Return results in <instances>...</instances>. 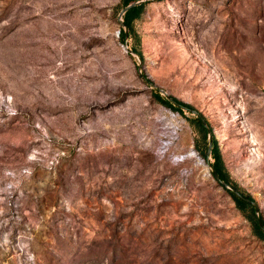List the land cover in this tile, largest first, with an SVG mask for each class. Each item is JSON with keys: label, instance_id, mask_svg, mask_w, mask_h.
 <instances>
[{"label": "rangeland", "instance_id": "1", "mask_svg": "<svg viewBox=\"0 0 264 264\" xmlns=\"http://www.w3.org/2000/svg\"><path fill=\"white\" fill-rule=\"evenodd\" d=\"M140 6L0 0V264H264L207 133L151 96L264 221V0Z\"/></svg>", "mask_w": 264, "mask_h": 264}, {"label": "trees", "instance_id": "2", "mask_svg": "<svg viewBox=\"0 0 264 264\" xmlns=\"http://www.w3.org/2000/svg\"><path fill=\"white\" fill-rule=\"evenodd\" d=\"M135 1L138 0H121V7L125 8L126 6L134 3ZM142 10V6H138V7H134L130 10H128L122 17L123 19V24L125 25L126 29H128L129 31H131L132 29V22L133 20H135L136 18L139 17L140 13ZM119 40L120 42L123 44L125 42V33L124 30L121 29L120 30V34H119ZM132 52H135L134 50H132ZM151 96L152 99L157 102L160 105H163L167 108H169L172 111H176L177 113L181 114V115H185V112L181 109L180 106H184L187 107L189 109H192L191 106L182 103L181 101H178L176 99H173V101L175 102V104H178L179 106H176L174 103L169 102L164 96H162L159 92H157L156 90L151 91ZM193 122L198 126L199 132L201 134H203V136L206 133V130L204 129V127L201 124V121L193 116L192 118ZM206 150V149H205ZM210 158H211V165L212 168L214 170V172H216V174L219 176V178L224 181L225 183L229 184L234 190H238L237 187L235 185H233L231 183V181L228 179L225 171H224V167H223V163L221 161V157L219 154V151L215 145V143H213L212 145V149H211V153H210ZM203 159H206V151H204L203 153ZM211 176L214 178V174L211 171ZM219 185V184H218ZM220 186V185H219ZM221 187V186H220ZM226 193L231 197V199L234 201V203L236 204V206L242 210H248L249 213L251 214V218L250 221L252 223V227L253 230L255 231V234L264 240V233L261 229V227L259 226V222L262 224V227L264 229V221L259 217V222L258 220L255 219V214H254V209L252 207V205H250L249 203L245 202L243 199L239 198L238 196H236L235 194H233L232 192L226 190ZM239 191V190H238ZM240 195L248 200H252L250 196L243 194L242 192H240Z\"/></svg>", "mask_w": 264, "mask_h": 264}, {"label": "water", "instance_id": "3", "mask_svg": "<svg viewBox=\"0 0 264 264\" xmlns=\"http://www.w3.org/2000/svg\"><path fill=\"white\" fill-rule=\"evenodd\" d=\"M143 1H145V0H138V1H135L134 3H132V4H130V5L126 6V7L121 11L120 16H123L128 10H130V9H132V8H134V7H138V6H140L141 3H142ZM122 26H123L124 28H126L125 25H124L123 23H122ZM126 38H127V34L125 33V40H126ZM127 51H128L129 53H131V54L133 53V52H132L131 50H129V49H127ZM139 71H140V68H139ZM141 77H142V79H143L144 81H146V83H147L148 85L154 87L149 81H147V79L145 78L144 75L141 74ZM154 88L156 89L157 92H159L160 94L164 95L165 98H166L169 102L175 104V102L173 101V99H172L171 97H169L168 95H166L161 89H159V88H157V87H154ZM175 105H176V106H179L178 104H175ZM180 107H181V109H182L183 111L188 112V113H190L191 115H194L195 117H197V118L201 121V124H202V126L204 127V129L206 130V133H207V139H208V147H207L206 155H207V158H208V156H210L211 149H212V135H211V132H210V130H209V127H208L207 123L204 121V119H203V118H202V117H201V116H200L195 110L189 109V108L184 107V106H180ZM209 167L211 168V171H212L213 174H214V179H215V181H216V182H217L222 188H224V189H226V190L232 192L233 194H235V195L238 196L239 198L243 199L245 202H247V203H249L250 205H252L253 207H255V206H254V203H253L252 201L243 198V197H242V196H241L236 190H234L229 184H227V183H225L224 181H222V180L219 178V176L216 174V172H214V170H213V168H212V165H210ZM255 214H256V216H257V220H258V214H257V210H256V208H255ZM258 222H259V220H258ZM259 226L261 227V229H262V231H263V233H264V229H263L262 224H261L260 222H259Z\"/></svg>", "mask_w": 264, "mask_h": 264}]
</instances>
